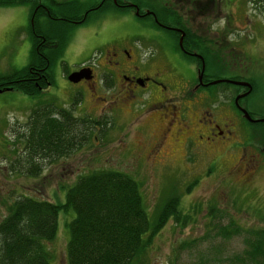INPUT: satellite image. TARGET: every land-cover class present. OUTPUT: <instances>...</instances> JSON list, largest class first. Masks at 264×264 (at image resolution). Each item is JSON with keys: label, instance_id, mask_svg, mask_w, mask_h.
<instances>
[{"label": "rangeland", "instance_id": "rangeland-1", "mask_svg": "<svg viewBox=\"0 0 264 264\" xmlns=\"http://www.w3.org/2000/svg\"><path fill=\"white\" fill-rule=\"evenodd\" d=\"M80 1L88 3L92 0ZM182 1L184 4L185 0ZM152 2L150 5L154 7L162 4L174 9L178 1ZM201 5L204 8L202 19L197 17L202 13ZM192 7V13L187 12L192 18L190 25L196 24L201 30L204 28L203 33L208 38L223 40L225 49L216 54L224 59V63L227 60L236 63V53L240 67L248 70V75L254 79L256 90L244 105L257 113L264 112L263 13L251 0H195ZM28 10L27 3L0 5V75L19 70L29 60ZM227 13L230 19L234 17L231 21L234 29H224ZM52 23L44 26L42 31L49 33L53 30L56 36L53 41L66 38L64 44L67 43L57 52L50 66L51 86L38 96L45 100L43 98L44 101L39 102L40 98L28 97L16 89L0 92V219L15 197L26 196L55 205L63 203L66 188L78 176L109 169L135 180L148 223L170 193L178 196L179 214L186 215L182 227L175 224L172 217L163 222L161 229L151 236L144 253V264H232L233 256L245 249L242 240L248 236V229L258 235L253 245L255 242L264 244V156L253 170L248 169L250 173L245 170V175L235 172L232 167L239 154L235 145H212L205 152L191 145H167L163 147L164 155L160 159L148 160L146 154L152 145L139 144L153 135V124L147 123L148 127L142 132L136 130L133 122L126 121L124 114L109 108L108 101L102 106L97 100L92 104V94L111 99L109 91L99 86L94 92L95 89L87 83L82 86L69 84L64 76L81 65L95 67L97 60L103 63L106 56L102 48L111 42L127 43L142 55L146 48L140 43L141 36L162 37L163 31L150 29L128 12L120 15L109 12L98 19L92 17L87 23L70 28L68 35L61 30L66 29L63 25H58L55 20ZM176 64L179 65L178 62ZM212 73L215 74L214 71ZM186 74L190 75V71L187 70ZM78 92L83 93L82 98L76 94ZM218 98L227 109L229 99L224 96ZM41 103L52 109L65 108L71 117L86 116L104 123L103 130L94 126L88 131L87 139L74 151L53 160H39L38 172L32 177L18 167L15 160L26 143V117ZM242 157L246 160L248 154ZM57 211L55 235L45 244L46 251L51 255L49 264H66L64 247L68 232L65 226L73 212ZM228 221L239 226L238 233L221 239L215 232L219 226L225 227ZM181 245L185 248L181 249ZM248 248L244 254L256 260L257 257L253 258L248 253ZM244 254L242 263L252 264V261L248 263L249 256Z\"/></svg>", "mask_w": 264, "mask_h": 264}, {"label": "flooded vegetation", "instance_id": "flooded-vegetation-1", "mask_svg": "<svg viewBox=\"0 0 264 264\" xmlns=\"http://www.w3.org/2000/svg\"><path fill=\"white\" fill-rule=\"evenodd\" d=\"M177 1L175 8L172 9L173 13L169 16L171 25L160 23L153 10L144 7L138 8L133 2L126 0L119 2L116 0L90 1L91 5L88 4L78 13L80 17L78 20L67 22L68 26L64 29L66 35L71 32L70 28L79 27L92 17L98 19L112 12L111 9L105 8L110 3L113 5L114 13H118V15L126 12L132 13L135 20L143 21L150 29L163 31L164 35L162 37L157 35L141 36L140 43L147 52L142 55L127 43L111 42V44H106L102 48V53L106 56L104 62L99 63L97 60L95 67L84 64L71 70L72 72L87 68L89 69L88 75H90V78H81L72 84L82 86L87 83L95 89L94 92L99 86L105 91H109L111 99L92 94V104L97 100L100 103L99 106H102L108 101L110 109L124 114V118H127L126 121L133 122L136 130L140 132L148 127L147 123L151 122L155 128L153 135L139 144L152 145L146 154L148 160L160 159L164 155L163 147L167 145H191L204 152L212 145H227V147L235 145V151L239 154L235 158L236 163L232 166L233 169L240 174L244 173V175L246 171L250 173L248 169L253 170L264 156V112L257 113L244 105L248 97L255 92V88L252 86L254 79L248 75V70L240 67L236 53V63L234 60L223 62L224 59L219 56L220 51L225 49L222 45L223 40L220 42L208 38L204 34V28L201 30V27L196 24L193 27L190 25L192 23L190 14L193 11L191 3L195 0H185L184 4L182 0ZM34 2L36 7L41 8V13L47 15L49 14L47 10L56 6L60 0H34ZM36 7L30 15V7L28 10V23L31 27L32 14ZM200 8L202 13H198L197 17L202 19L204 8L202 5ZM228 14H225V30L229 27L235 28L231 23L234 17L230 19ZM40 16L43 17L41 14ZM42 19L41 21H44L45 16ZM65 44L62 49L66 47ZM55 45L54 41L53 46L56 47ZM205 59L210 61L207 63V68L204 65ZM202 62L203 71L200 73L199 67ZM28 68L27 74L20 79V82L31 83L35 86L38 93L31 97L40 98L38 96L41 92L51 86V83L40 85V82L45 81L44 76L48 69L41 62H33L29 64ZM187 70L190 71V75L186 74ZM71 72L64 74L66 79V75ZM216 80H225L226 82H216ZM213 81L216 84L211 83ZM0 89L9 90L12 88L11 85L6 84ZM76 94L80 98L83 97V93H81L82 95L79 92ZM221 96L229 99L227 100L229 102L227 109L218 98ZM234 97L236 103H234ZM43 98L38 101H44L45 98L44 100ZM41 106L45 105L41 103L39 108ZM58 112V107L53 109L49 113L50 118L58 117ZM31 113L27 115L24 125L28 130L26 135L30 134L29 130L34 123ZM47 113V110L40 113L43 123L46 121ZM94 121L97 120L94 119ZM25 142V145L33 146L30 141ZM246 154H248V158L244 160L242 155Z\"/></svg>", "mask_w": 264, "mask_h": 264}, {"label": "trees", "instance_id": "trees-1", "mask_svg": "<svg viewBox=\"0 0 264 264\" xmlns=\"http://www.w3.org/2000/svg\"><path fill=\"white\" fill-rule=\"evenodd\" d=\"M126 1L135 3L138 8L153 10L160 23L172 24L169 20L173 13L172 9L162 4L154 7L150 5L153 4L152 0ZM251 2L264 15V0ZM21 3H27L30 7L29 15L36 7L34 0H0L3 7ZM88 4L91 5L89 2L79 0H60L56 6L47 10L49 13L47 15L41 13L40 7H36L32 14V27L28 23L27 30L31 40L29 60L19 70L0 75V87L11 85L12 89L28 97L38 93V89L31 83L20 82L27 74L29 64L33 62H41L48 69L44 76L45 81L40 82V85H49L52 81L50 66L57 52L62 50L66 38L55 40L54 47L53 40L56 36L53 35V30L49 33L42 30L44 26L54 24L52 20L67 28V22L78 20L80 18L78 13ZM105 8L111 9L112 12L114 10L111 3ZM40 14L45 16L44 21H41L43 17ZM208 62L210 61L205 59V68ZM252 86L255 88L254 82ZM44 110H47L48 115L46 114V121L43 123L40 113ZM52 110L49 105L40 108L37 105L33 108L31 116L34 123L29 130L30 134L27 136L24 134L25 140L30 141L33 146L22 145V154L18 153L19 156L15 160L17 166L32 177L38 172L39 160L42 161L44 158L53 160L74 151L87 139L86 134L94 126L103 130L102 120L93 121L86 116L71 117L70 111L65 108H58V117L50 118L49 113ZM139 191L135 180L124 173L100 169L78 176L76 181L66 188L63 203L55 205L50 201L33 200L26 196L15 197L6 208L5 216L0 219V264H49L51 255L46 251L45 244L55 235V218L59 209L65 213L67 210L73 212L65 226L68 232L64 247L66 264H144L146 262L144 253L151 236L171 217L175 224L182 227L186 215L179 214L176 205L178 196L170 193L160 204L153 220L148 223ZM182 218L184 219L181 220ZM226 224L225 227L219 226L215 232L221 239L238 233L237 224H232L231 221ZM251 230L248 229V236L242 242L245 249L250 247L247 249L248 253L253 258L257 257L256 260H251L248 254H244L243 249L233 256L232 264H243L241 261L243 254L249 256L248 263L252 261V264H264V244L255 242L253 245V240L258 235ZM184 246L179 247L183 249Z\"/></svg>", "mask_w": 264, "mask_h": 264}, {"label": "water", "instance_id": "water-1", "mask_svg": "<svg viewBox=\"0 0 264 264\" xmlns=\"http://www.w3.org/2000/svg\"><path fill=\"white\" fill-rule=\"evenodd\" d=\"M202 65H203V62L200 64V67H199V72L201 73L203 70H202ZM89 69L87 68H81V70H76V71H72L70 74H67V80L69 83H74L76 82L77 80H81V78H85V79H88L90 78V75L89 74ZM219 81H224L226 82L225 80H216V82H219ZM216 82H211V83H214L216 84ZM233 84H235V82H233ZM245 86H248V85H245ZM3 91V89H0V92ZM234 103H236V99L234 97ZM246 116V115H245Z\"/></svg>", "mask_w": 264, "mask_h": 264}]
</instances>
